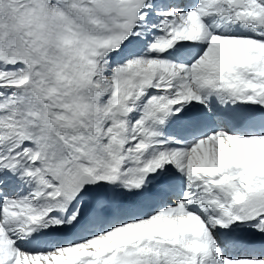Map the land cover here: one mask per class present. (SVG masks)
Wrapping results in <instances>:
<instances>
[{"label":"snow or ice","instance_id":"obj_1","mask_svg":"<svg viewBox=\"0 0 264 264\" xmlns=\"http://www.w3.org/2000/svg\"><path fill=\"white\" fill-rule=\"evenodd\" d=\"M0 264H264V0H0Z\"/></svg>","mask_w":264,"mask_h":264}]
</instances>
